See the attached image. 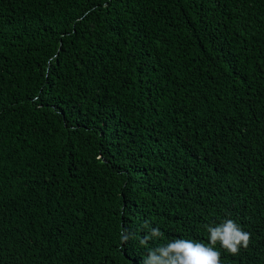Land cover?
I'll return each instance as SVG.
<instances>
[{
	"label": "trees",
	"instance_id": "trees-1",
	"mask_svg": "<svg viewBox=\"0 0 264 264\" xmlns=\"http://www.w3.org/2000/svg\"><path fill=\"white\" fill-rule=\"evenodd\" d=\"M225 219L222 264H264V0H0V264H143Z\"/></svg>",
	"mask_w": 264,
	"mask_h": 264
},
{
	"label": "clouds",
	"instance_id": "clouds-1",
	"mask_svg": "<svg viewBox=\"0 0 264 264\" xmlns=\"http://www.w3.org/2000/svg\"><path fill=\"white\" fill-rule=\"evenodd\" d=\"M209 244L195 243L192 240L177 239L156 249H150L143 264H222L220 252L215 245L220 244L227 252L238 255L240 248H247L251 234L242 230L232 219H225L221 223L207 226ZM159 229H152L151 236L141 240L142 244L152 237H159ZM127 235L121 239L126 242Z\"/></svg>",
	"mask_w": 264,
	"mask_h": 264
}]
</instances>
